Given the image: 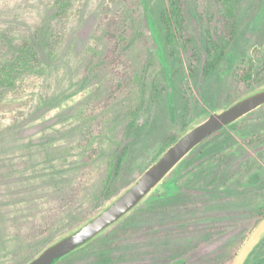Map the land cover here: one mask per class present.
<instances>
[{
	"label": "rangeland",
	"instance_id": "1",
	"mask_svg": "<svg viewBox=\"0 0 264 264\" xmlns=\"http://www.w3.org/2000/svg\"><path fill=\"white\" fill-rule=\"evenodd\" d=\"M48 1L56 6L51 8ZM59 2L65 6L61 13ZM164 3L167 0H142L150 74L155 81L146 92L137 87L129 90L132 97L142 95L145 110L136 117L130 135L125 130L129 118L116 110L108 112L107 128L100 136L103 144L119 140L117 144L129 146L115 194L45 247L80 227L130 187L151 163V156L211 113L236 102L230 103L229 90L237 71L253 67L256 73L243 96L264 87V0L243 1L238 36L210 77L204 76L198 0H185L186 33L173 44L166 42L160 18ZM106 4L107 0H0V37L12 33L19 42L25 31L40 54L32 71L18 75L15 86L0 85V102L26 103L20 108L21 116L0 109V202L21 196V184L28 185L24 180L33 171L36 181L45 186L65 174L60 167L50 168L47 155L57 145L76 141L81 112L99 92V79H88L85 53L95 41ZM185 106L189 108L186 119ZM145 122L147 127L141 129ZM226 127L221 137L192 150L139 205H146L144 209L135 211L138 206L116 223L123 221L121 225L105 231L102 235L107 236L98 243L74 255V264H188L226 259L240 249L255 227V204L264 203V105ZM72 155L77 163L79 154ZM91 170L96 174L101 168L78 170L82 185L91 179ZM54 173L61 175L53 177ZM170 196L177 202L155 211L149 208L148 202ZM19 208L7 210L19 217ZM246 264H255V251Z\"/></svg>",
	"mask_w": 264,
	"mask_h": 264
},
{
	"label": "trees",
	"instance_id": "2",
	"mask_svg": "<svg viewBox=\"0 0 264 264\" xmlns=\"http://www.w3.org/2000/svg\"><path fill=\"white\" fill-rule=\"evenodd\" d=\"M243 1L198 0L197 15L202 24L203 50L206 56L205 77L217 72L237 38L239 12ZM47 3L51 8L56 6L52 2ZM184 5L185 0H167L161 9L160 18L166 42L170 44L179 41L186 33L187 16ZM63 8L65 9L64 2H59L58 12L61 13ZM102 11L103 19L98 26L99 30L95 32V41L87 46L85 53L88 60V79H99V92L93 101L87 104L86 110L81 112L82 124L78 126L79 137H76V141L62 144L60 147L57 145L56 149H51L47 155L50 158L47 161L50 168L60 167L65 174L60 179L51 178L52 181L45 186L36 181L37 173L33 171L29 174L30 177L24 180V184L28 185L21 184V196H15L14 201H3L6 204L0 202V264H27L56 236L88 217L94 208L115 194L114 185L127 160L129 146L117 144L119 140L109 141L107 144L101 141L100 136L107 128L108 112L116 110L125 114L129 118L125 127L126 134H132L136 117L145 107L142 104V95L132 97L133 91L129 90V87H137L146 92L155 78L150 74V40L144 30L142 0H107ZM21 36L19 42L12 33L3 32L0 37V85L15 86L18 75L32 71L34 64L40 61L39 52L31 47L28 33L23 31ZM253 69L245 68L235 73L229 90L230 103L242 97L252 87L256 74ZM25 105L22 101H4L0 102V109L15 111V115L21 116L23 110L20 108ZM188 113L189 108L185 106L184 119ZM147 124L142 123L140 128L145 129ZM233 125L234 123L228 126ZM226 128L207 138L193 151L221 137ZM177 140L178 138L174 139L167 148L151 156V163L143 168L142 173ZM73 153L79 154L77 163L72 162ZM63 165L65 167H61ZM95 167L101 170H96V174L91 170L89 183L82 185L80 169ZM55 175L61 173H54L53 177ZM0 194L3 193L0 191ZM89 201H92V204ZM173 201L177 202L176 197L170 196L166 199H154L148 202V205L155 211ZM145 206H139L135 211H140ZM7 208H19L21 215L18 217ZM122 223L123 221L116 224L115 228ZM105 236L107 235L97 237L85 247L58 259L54 264H74V255L94 246ZM238 249L226 259L221 256L188 264H224L227 260L230 263L233 262Z\"/></svg>",
	"mask_w": 264,
	"mask_h": 264
},
{
	"label": "water",
	"instance_id": "3",
	"mask_svg": "<svg viewBox=\"0 0 264 264\" xmlns=\"http://www.w3.org/2000/svg\"><path fill=\"white\" fill-rule=\"evenodd\" d=\"M263 105L264 87L241 97L221 111L211 113L208 118L193 126L178 138L130 187L117 196L102 211L88 219L80 227L49 244L27 264H54L58 259L84 247L102 235L136 209L199 144ZM263 241L264 218L241 245L231 264H246L251 254Z\"/></svg>",
	"mask_w": 264,
	"mask_h": 264
},
{
	"label": "flooded vegetation",
	"instance_id": "4",
	"mask_svg": "<svg viewBox=\"0 0 264 264\" xmlns=\"http://www.w3.org/2000/svg\"><path fill=\"white\" fill-rule=\"evenodd\" d=\"M263 218H264V203L262 205L255 204V227ZM255 264H264V241L261 242L259 246L255 249Z\"/></svg>",
	"mask_w": 264,
	"mask_h": 264
}]
</instances>
